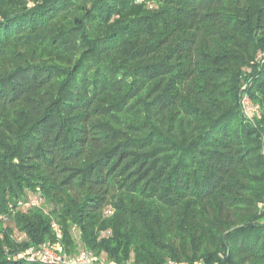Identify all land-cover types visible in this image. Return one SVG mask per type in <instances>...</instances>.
I'll use <instances>...</instances> for the list:
<instances>
[{
	"label": "trees",
	"instance_id": "1",
	"mask_svg": "<svg viewBox=\"0 0 264 264\" xmlns=\"http://www.w3.org/2000/svg\"><path fill=\"white\" fill-rule=\"evenodd\" d=\"M263 195L264 0H0V264H264Z\"/></svg>",
	"mask_w": 264,
	"mask_h": 264
},
{
	"label": "built area",
	"instance_id": "2",
	"mask_svg": "<svg viewBox=\"0 0 264 264\" xmlns=\"http://www.w3.org/2000/svg\"><path fill=\"white\" fill-rule=\"evenodd\" d=\"M245 104V111L253 110L252 107L249 105L248 100H244ZM252 113V112H251ZM250 113V114H251ZM38 203V200L36 197H33L27 205H35ZM4 218L0 214V219ZM48 245L47 243H42L41 245L37 247H28L25 251L21 252L20 256L25 258L27 261L30 262H40V263H51L54 262L56 264H94L93 257H91V253L88 251L83 250V252H80L78 256L75 257V259H68V257L65 254L62 253H54V255L50 254L48 251ZM166 264H179L176 262H168Z\"/></svg>",
	"mask_w": 264,
	"mask_h": 264
},
{
	"label": "rangeland",
	"instance_id": "3",
	"mask_svg": "<svg viewBox=\"0 0 264 264\" xmlns=\"http://www.w3.org/2000/svg\"><path fill=\"white\" fill-rule=\"evenodd\" d=\"M251 112H252V110H250L249 112L244 110V114H246L248 116L251 115L250 114ZM259 207H260V211L264 212V195H263L262 199L259 202ZM260 221H264V217L260 218ZM41 244H39V245H41ZM55 246H57V245L56 244H49L48 245V249L49 250H46V251H48L52 255H54L55 252L56 253L65 254L68 257V259H70L71 261H72V259H75V257L78 256L80 252H83V250L76 249V247H74V248H71V249L69 248L70 252L68 251L66 253V252H62L61 251V250H63L61 246L58 248V250L55 248ZM91 255H92L91 257H93V261H94L93 263L94 264H127V263H124V262L121 263V262H115L113 260H109L103 254L96 255L95 253L91 252ZM44 264H56V263L51 262V263H44ZM129 264H133V263L130 262Z\"/></svg>",
	"mask_w": 264,
	"mask_h": 264
}]
</instances>
